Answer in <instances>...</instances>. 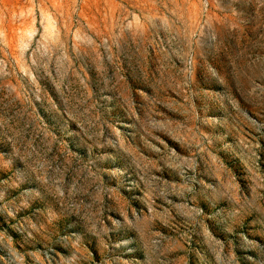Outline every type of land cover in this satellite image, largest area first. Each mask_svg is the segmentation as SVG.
Wrapping results in <instances>:
<instances>
[{
  "label": "rangeland",
  "instance_id": "1",
  "mask_svg": "<svg viewBox=\"0 0 264 264\" xmlns=\"http://www.w3.org/2000/svg\"><path fill=\"white\" fill-rule=\"evenodd\" d=\"M0 264H264V0H0Z\"/></svg>",
  "mask_w": 264,
  "mask_h": 264
}]
</instances>
